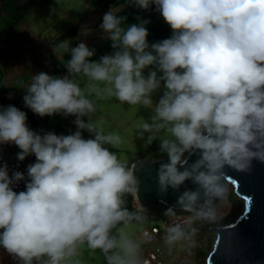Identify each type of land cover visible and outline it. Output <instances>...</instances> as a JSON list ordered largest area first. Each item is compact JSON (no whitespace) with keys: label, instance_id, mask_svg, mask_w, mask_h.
<instances>
[{"label":"clouds","instance_id":"9594fccd","mask_svg":"<svg viewBox=\"0 0 264 264\" xmlns=\"http://www.w3.org/2000/svg\"><path fill=\"white\" fill-rule=\"evenodd\" d=\"M128 3L143 10L154 4L172 36L150 45V20L125 27L126 17L110 10L100 28L113 54L93 61L95 49L64 40L53 51L59 60L70 55L61 60L68 75L42 71L25 88V106L34 114L74 116L77 131L41 135L30 129L24 111L0 107V145L15 144L20 161L36 157L19 193L13 185L24 173L9 176L7 165L0 166V248L18 264H79L74 258L84 245L103 253L106 264H141L140 241L126 229L144 217L125 201L138 199L140 181L110 150L121 136L105 133L92 119L93 94L151 109L140 138L148 146L158 140L167 156L157 171L161 194L189 181L195 186L178 197L188 218L168 225L163 240L170 247L192 240L195 224L217 222V202L228 194L227 169L248 173L254 161L264 163V0ZM77 77L87 78L86 87ZM176 209L168 206L165 215L175 216Z\"/></svg>","mask_w":264,"mask_h":264},{"label":"crops","instance_id":"0c3cea01","mask_svg":"<svg viewBox=\"0 0 264 264\" xmlns=\"http://www.w3.org/2000/svg\"><path fill=\"white\" fill-rule=\"evenodd\" d=\"M29 1L32 7H21L22 10H28L24 18L18 21L14 20L15 8L2 7L0 3V83L3 84V95H0L2 106L0 107L14 105L24 111L27 114L28 126L38 134L55 132L57 135H69L70 131L73 133L77 131L73 123L76 117L56 114L38 118V115L25 106L23 100L26 95L25 88L31 83L33 75L43 71L52 76H60L66 70L61 60L66 62L70 59V55L65 54L59 60L53 51V47L58 46L64 40H71L69 44L73 47L79 42H85L90 49H95V55L90 58L93 61H98L103 55L113 54L115 49L112 48V41L105 38L100 28L103 15L110 10H114L115 14L123 10L127 12L130 19H135L136 13L142 11L146 14L147 11L139 7H125L124 4L113 9L94 7L90 22L81 29L79 39V20H73L68 12H65L62 13V18L47 21L33 14L50 0L37 6L35 5L37 0H20V3L26 5ZM79 8L82 9V7ZM147 73L148 69L145 70V75ZM77 82L82 88L88 83L86 77H77ZM100 87L103 88L104 85ZM162 95L163 88L153 95L154 102H158ZM88 98L92 99L97 106L92 119L99 122L105 133L114 132L121 136L122 143L118 147H109L126 163L134 162L139 159L140 155H147L150 158H167L166 154L160 153L158 140L148 146L144 139L140 138L141 125L147 121L151 109L140 105L129 106L115 97L98 98L93 94ZM84 119L87 121L88 118L84 117ZM82 135L85 139L93 138L87 131H83ZM160 135L162 136L163 133ZM140 238L143 241L142 231Z\"/></svg>","mask_w":264,"mask_h":264},{"label":"water","instance_id":"95a60500","mask_svg":"<svg viewBox=\"0 0 264 264\" xmlns=\"http://www.w3.org/2000/svg\"><path fill=\"white\" fill-rule=\"evenodd\" d=\"M196 157L193 156L192 160ZM167 158L142 157L130 168L140 181L138 199L132 204L138 209H150L158 203L174 206L185 188H194L186 182L179 191L171 188L166 194L158 190L157 171ZM227 186L244 201L242 213L230 223L214 227L216 239L206 264H264V163L254 161L251 172L240 173L227 169Z\"/></svg>","mask_w":264,"mask_h":264},{"label":"rangeland","instance_id":"374dc122","mask_svg":"<svg viewBox=\"0 0 264 264\" xmlns=\"http://www.w3.org/2000/svg\"><path fill=\"white\" fill-rule=\"evenodd\" d=\"M97 0H50L41 9L36 10L33 15H38L45 18L47 21L57 20L62 18V13L68 12V15L73 20H79L80 32L84 28L85 24L90 22V17L94 13V7H100L96 5ZM108 0H103L106 2ZM112 1V0H110ZM66 7H74L72 9H67ZM79 7H82L80 10ZM113 9V8H112ZM114 13V10H111ZM146 14L140 11L135 14V19H130L126 17L125 27L131 24H137L140 19L150 20V23L146 25L149 30V34L153 29H162L169 32L170 38L172 36V29L165 22L162 15L157 12L156 6L152 5L150 9L146 10ZM115 14V13H114ZM52 19H51V18ZM64 17V16H63ZM140 18V19H138ZM162 75V73H159ZM1 79V75H0ZM3 84L0 83V95H3ZM2 106V104H0ZM16 151L12 154L13 158H17ZM137 206V205H136ZM218 208V220L216 223H200V227L197 231V235L192 238V240H185L178 242L173 246H168L164 240L163 236L160 240L153 246V249L160 248L161 254L159 259L162 264H206L207 257L212 250L216 239V232L211 226L219 227L227 223L233 222L243 211L244 201L242 198L236 196L232 187L228 186V194L226 199L217 202ZM181 211V210H176ZM156 216V215H155ZM155 221L149 219L142 223L133 222L126 231L137 238L140 241V252L146 249L143 241L140 238V233L145 226L154 224ZM160 225L162 221L158 222ZM75 261H79V264H106L105 257L103 253L99 250H91L87 248V245L82 246L79 249V255L74 258ZM0 264H18V261L13 259L6 250L0 248Z\"/></svg>","mask_w":264,"mask_h":264},{"label":"built area","instance_id":"2783aa9c","mask_svg":"<svg viewBox=\"0 0 264 264\" xmlns=\"http://www.w3.org/2000/svg\"><path fill=\"white\" fill-rule=\"evenodd\" d=\"M65 75H68L67 69L60 74V77H63ZM70 134H73V132L70 131L69 135ZM16 151L20 152L21 150L15 144L0 145V166H4L5 164L7 165L9 170V176H12L15 171L22 172L25 175V180H22L13 185V190L19 193L21 191H26V183L28 182L27 168L30 164H34L36 162V157L34 154H32L27 156L25 160L20 161L17 158L12 157V154ZM187 218V213L179 212L176 213L175 216L168 217L167 219L163 220L161 225L159 223H155L152 225L145 226L142 230V239L146 249L140 255L141 264H162L159 259H156V257H160L161 249H153V246L160 240V238L166 232V229L170 223L182 221ZM194 226L198 229L200 227V223H197ZM196 235L197 233L195 234V236Z\"/></svg>","mask_w":264,"mask_h":264},{"label":"trees","instance_id":"16d2710c","mask_svg":"<svg viewBox=\"0 0 264 264\" xmlns=\"http://www.w3.org/2000/svg\"><path fill=\"white\" fill-rule=\"evenodd\" d=\"M46 1L47 0H37L35 5L37 6V5L43 4ZM0 3L2 4V7L15 8V13H16L15 17H14L15 21L16 20L18 21V20H21L22 18H24L25 14L28 10V9L22 10L21 7H32L31 1L27 2L26 5H22L20 3V0H0ZM123 4L126 5L125 7H136L134 5L129 4L128 0H112V1L108 0L106 2H103V0H97L96 1V5L104 8V9H111V8L119 7ZM116 15L125 17L128 14H127V12H124L122 10V11L118 12ZM167 36H169L168 31H164L162 29L161 30L160 29H153L152 32L148 36L149 44L151 45L152 43H156V42H159L163 39H166ZM38 118H41V117L39 116ZM31 130H34V129H31ZM142 157H147V155H140L139 156V158H142ZM130 165H131V163H127V166L129 168H130ZM125 201H126V207L130 211H138L139 214L144 217L143 221L151 219V220L155 221V223H158L159 221H163V220L167 219L168 217H170V216L165 215V211H166L168 206L163 204V203H158L157 205H155L154 207H152L150 209H138L137 206L132 204V197L131 196H126ZM179 212H183V211L182 210L176 211V213H179Z\"/></svg>","mask_w":264,"mask_h":264}]
</instances>
